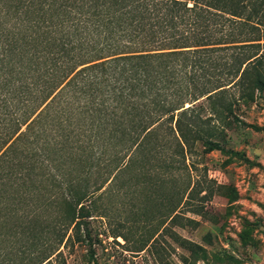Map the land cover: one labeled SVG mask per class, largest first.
<instances>
[{
	"label": "trees",
	"instance_id": "16d2710c",
	"mask_svg": "<svg viewBox=\"0 0 264 264\" xmlns=\"http://www.w3.org/2000/svg\"><path fill=\"white\" fill-rule=\"evenodd\" d=\"M262 48L264 0H0V224L63 211L39 233L13 228L15 251L43 264L86 242L96 264L91 199L132 160L184 178L172 210L187 204L186 154L232 153L211 122L227 96L264 92Z\"/></svg>",
	"mask_w": 264,
	"mask_h": 264
},
{
	"label": "rangeland",
	"instance_id": "374dc122",
	"mask_svg": "<svg viewBox=\"0 0 264 264\" xmlns=\"http://www.w3.org/2000/svg\"><path fill=\"white\" fill-rule=\"evenodd\" d=\"M261 52L264 61V48ZM231 96L229 111L211 124L222 129L220 141L232 153L205 154L200 143L194 145L186 154V164H193L194 190L183 207L172 210L184 178L164 183L158 168L143 173L151 166L133 160L92 197L95 210L88 230L96 264H264V92L253 102ZM198 104L209 108L208 101ZM203 111L204 118L209 112ZM60 212L20 210L12 220H3L0 245L8 257L1 264H30L29 257L15 251L20 245L9 242L10 231L31 226L39 233L52 227ZM176 215L181 219H172ZM90 254L88 243L69 241L43 264H92Z\"/></svg>",
	"mask_w": 264,
	"mask_h": 264
}]
</instances>
